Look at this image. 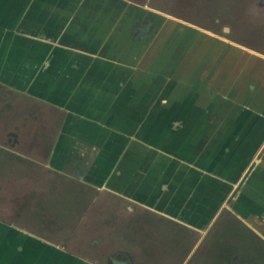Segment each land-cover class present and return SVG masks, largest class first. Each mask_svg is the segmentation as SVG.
Wrapping results in <instances>:
<instances>
[{"label":"crops","instance_id":"1","mask_svg":"<svg viewBox=\"0 0 264 264\" xmlns=\"http://www.w3.org/2000/svg\"><path fill=\"white\" fill-rule=\"evenodd\" d=\"M80 1L0 0V85L64 109L66 122L75 116L76 126L90 123L87 128L109 130L102 143L93 137V132L85 139L75 136L59 141V148L66 144L63 145L66 150L57 158L62 162L70 146L80 144L77 156L88 157L80 178L95 189L134 202L146 211L149 216L137 217L145 230L138 236L149 243H138L139 247L132 239L125 238L130 241L128 247L133 259H140L138 264H146L144 257L150 256V250L163 259V264H212L208 258L214 259V264H222L220 257H226L225 253L214 248L221 241L231 246L232 259L253 258L256 254L253 244L247 246L238 238L247 239L249 233L264 249V212L255 209L264 202V188L256 178L259 171L264 173V168H258L261 159L256 156L251 170L243 172L237 164L233 169L213 160L211 153L217 150L211 152V145L225 144V131L234 128L239 132H234L233 137V132L229 135L238 149L242 151L248 136L252 137L253 148L260 142L258 127L251 126L248 131L244 122L200 119L198 114L222 112V106L212 109L209 104L190 102L189 97L199 92L188 86L189 80L178 81L172 76L167 78L165 73L162 75L161 52L160 57L155 52L154 59H143L147 35H141V28L147 30L145 25L132 27L124 22L105 25L99 21L100 12L97 17L91 13L96 0H90L89 4L88 0ZM98 10L108 15L104 5ZM156 11L160 17L164 16L162 11ZM189 31L194 35L193 30ZM165 42L156 51L164 49ZM135 45L140 47L133 53V48H138ZM221 47L225 49L227 43H221ZM185 54L187 62V52L177 55L183 63H186ZM124 66L137 72L130 73ZM166 79L170 83H165ZM181 83H186V88L182 89ZM252 129L257 130L256 134ZM223 147L224 154L232 151ZM238 154L241 156L237 160L253 156V153ZM239 190L249 193L251 199L236 198ZM233 193L237 195L233 197ZM226 211L233 216L224 217ZM11 224L0 219V231L8 227L5 230L11 232ZM221 224L234 225L237 245L223 238L225 232L218 231ZM3 252L0 250V255ZM240 264L254 263L248 259Z\"/></svg>","mask_w":264,"mask_h":264},{"label":"rangeland","instance_id":"2","mask_svg":"<svg viewBox=\"0 0 264 264\" xmlns=\"http://www.w3.org/2000/svg\"><path fill=\"white\" fill-rule=\"evenodd\" d=\"M94 2L91 13L97 17L100 12L99 21L105 25L124 22L132 27H147V30L141 28V35H147V51L143 59H154L157 52V56L161 55L160 69L163 76L165 73L169 79L172 76L178 81L189 80L187 85L199 92L189 97L192 99L190 102L194 105L209 104L212 109L222 106V112L198 114L200 119L230 121L231 124L235 121L244 122L248 131L251 126L258 127L259 144L252 148V137L248 136L242 151L232 138L234 132L237 134L239 130L233 128L225 131V144L211 145V152L217 150L211 153L213 160L215 158L217 162L226 163L230 168L237 164L246 172L251 170L255 164L254 159L259 155L261 161L258 162V168L263 170L264 0ZM103 5L108 15L96 11L102 9ZM156 9L162 11L164 16L160 17ZM179 28L193 30L195 33L192 35L191 31ZM203 36L207 38L203 39ZM164 41V49L156 51ZM221 43H227V47L222 49ZM139 47L133 48V53L138 52ZM181 51L187 52L189 56L186 62V54L183 55L186 63L179 59L180 55L177 56ZM148 67L150 69L152 66L149 64ZM124 68L130 73L137 72L128 66ZM169 79L165 83H170ZM185 85L180 84L182 89L186 88ZM165 88L167 86L164 85ZM209 94L211 97H207ZM164 98L168 100L169 97ZM66 119V111L55 104L17 94L0 85V219L12 223L15 229L10 228L11 232H8L5 230H9L7 227L0 231V250L4 251L0 255V264H138L140 259H133V253L128 247L130 241L125 238L132 239L136 246L149 243L141 241L138 236L145 230L137 217L146 214V211L134 202L129 203L116 195L114 197L110 192L97 190L82 176L80 178V170H86L88 164V157L79 158L76 153V149L82 147L80 144L71 145L68 150L70 154L67 151L62 162L59 163L57 158L60 152L66 150L63 146L66 144L59 148V141L75 136L85 139L91 137L93 132V137L102 143L109 130L87 128L90 123L76 126L78 119L75 116L74 120L69 118L66 122ZM252 131L256 134L257 130ZM185 145L188 147L186 142ZM223 146L232 151L224 154ZM240 152L249 155L253 153V156L251 159L244 156L237 160L241 156L238 154ZM259 172L256 177L258 185L264 188V173ZM236 182H239V178ZM235 193L233 197L237 195ZM236 198L242 201L251 199L249 193L244 192H240ZM255 209L259 213L264 212V202L257 204ZM227 212L222 215L233 216ZM218 227V231L225 232V240L228 238L232 245L238 244L234 225ZM125 234L133 236L126 237ZM246 235L247 239L240 236L238 239L243 240L247 246L253 244L256 249L254 257L248 259H252L254 264H264L262 243L258 240L256 242L253 235L252 239L249 233ZM228 245L221 241V244L214 246L225 253L226 257H220L224 262L222 264H240L241 260H248L247 257L232 259L231 246ZM149 253L150 256L144 257L143 263H164L160 256L154 255V250ZM208 259L214 264V259Z\"/></svg>","mask_w":264,"mask_h":264}]
</instances>
